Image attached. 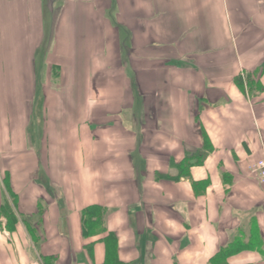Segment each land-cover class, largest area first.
Listing matches in <instances>:
<instances>
[{
	"label": "crops",
	"instance_id": "0c3cea01",
	"mask_svg": "<svg viewBox=\"0 0 264 264\" xmlns=\"http://www.w3.org/2000/svg\"><path fill=\"white\" fill-rule=\"evenodd\" d=\"M196 5L0 0V264H264V0Z\"/></svg>",
	"mask_w": 264,
	"mask_h": 264
},
{
	"label": "bare ground",
	"instance_id": "6f19581e",
	"mask_svg": "<svg viewBox=\"0 0 264 264\" xmlns=\"http://www.w3.org/2000/svg\"><path fill=\"white\" fill-rule=\"evenodd\" d=\"M189 2H192L193 0H188ZM197 5L196 6H192L191 8H199V10L204 14V20L206 22V28L207 30L210 31V33L212 32L210 24L208 22L209 20V15L212 11H215L217 9V0H196ZM89 25L92 28V31L89 33L88 37H84L83 38V42H84V48L85 51L87 52H92L95 51L99 48V33H98V23L96 18H94L93 16H91L89 18L88 21ZM213 39H210V41H212ZM87 42H89V46H88V50H87ZM87 60L86 54L84 55V59H83V64L85 65V62ZM83 65V66H84ZM86 70L83 69L82 71V81L84 80V76H85ZM83 90L84 87L82 85H80L76 90L71 92L70 95V102L68 105L69 108V113L73 116L78 115V113L83 109ZM57 109L59 110V113L61 114V118L59 121V126H61L64 121L65 124L66 123H70L74 120V118L71 116L67 117L66 120L63 118V113L64 108L62 107H57Z\"/></svg>",
	"mask_w": 264,
	"mask_h": 264
},
{
	"label": "built area",
	"instance_id": "2783aa9c",
	"mask_svg": "<svg viewBox=\"0 0 264 264\" xmlns=\"http://www.w3.org/2000/svg\"><path fill=\"white\" fill-rule=\"evenodd\" d=\"M251 172L258 177L264 187V147L262 148L260 159L251 167Z\"/></svg>",
	"mask_w": 264,
	"mask_h": 264
},
{
	"label": "trees",
	"instance_id": "16d2710c",
	"mask_svg": "<svg viewBox=\"0 0 264 264\" xmlns=\"http://www.w3.org/2000/svg\"><path fill=\"white\" fill-rule=\"evenodd\" d=\"M105 264H120L114 258H111V254L109 253L108 248H107V256H106V263Z\"/></svg>",
	"mask_w": 264,
	"mask_h": 264
}]
</instances>
